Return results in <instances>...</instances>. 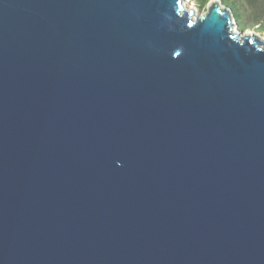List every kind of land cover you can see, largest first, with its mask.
I'll use <instances>...</instances> for the list:
<instances>
[{
	"label": "water",
	"instance_id": "obj_1",
	"mask_svg": "<svg viewBox=\"0 0 264 264\" xmlns=\"http://www.w3.org/2000/svg\"><path fill=\"white\" fill-rule=\"evenodd\" d=\"M188 3L0 0V264H264V38Z\"/></svg>",
	"mask_w": 264,
	"mask_h": 264
},
{
	"label": "trees",
	"instance_id": "obj_2",
	"mask_svg": "<svg viewBox=\"0 0 264 264\" xmlns=\"http://www.w3.org/2000/svg\"><path fill=\"white\" fill-rule=\"evenodd\" d=\"M204 7L210 0H197ZM227 7L239 27L258 25L264 31V0H218ZM252 24V25H251Z\"/></svg>",
	"mask_w": 264,
	"mask_h": 264
},
{
	"label": "rangeland",
	"instance_id": "obj_3",
	"mask_svg": "<svg viewBox=\"0 0 264 264\" xmlns=\"http://www.w3.org/2000/svg\"><path fill=\"white\" fill-rule=\"evenodd\" d=\"M209 2H207L204 7H201L197 0H189V3L187 4V6L189 7V9H193V11H196V14H203L207 10ZM234 21H235L234 22L235 25L237 24L236 26L239 27V24L237 23L235 18H234ZM239 28L242 29L246 33L247 32L256 33L258 36L264 38V31L261 29L260 26L256 24L252 26H247L246 28H242V27H239Z\"/></svg>",
	"mask_w": 264,
	"mask_h": 264
},
{
	"label": "bare ground",
	"instance_id": "obj_4",
	"mask_svg": "<svg viewBox=\"0 0 264 264\" xmlns=\"http://www.w3.org/2000/svg\"><path fill=\"white\" fill-rule=\"evenodd\" d=\"M186 10H188L189 9V7L187 6V4L185 5V7H184Z\"/></svg>",
	"mask_w": 264,
	"mask_h": 264
}]
</instances>
